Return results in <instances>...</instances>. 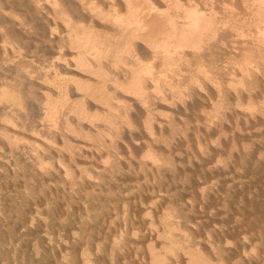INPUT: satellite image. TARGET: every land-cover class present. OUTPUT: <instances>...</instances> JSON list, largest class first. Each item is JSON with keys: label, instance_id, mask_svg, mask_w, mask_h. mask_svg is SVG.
<instances>
[{"label": "rangeland", "instance_id": "1", "mask_svg": "<svg viewBox=\"0 0 264 264\" xmlns=\"http://www.w3.org/2000/svg\"><path fill=\"white\" fill-rule=\"evenodd\" d=\"M0 1H1L0 2V9L1 10L3 9L2 12L0 11V14L2 13L0 17H3V18L5 17L4 19L1 18L2 20L0 19V27H1L0 30L2 29L1 31L4 32V33H2L0 31V34L2 33V35H3L2 37L0 35V37H1L0 42L2 41L0 43V47L2 48L5 45L2 48L4 51L0 49V52H2V51L5 52V54L3 52H2V54L0 53L2 55V56L0 55V63L2 61L5 62V60H6V63L0 64V70L3 67L1 72H0V96H2L4 93H10L11 92L9 99H6V101L2 100L3 98L0 97V99H1L0 100V106L5 105L4 107H2V106L0 107V137H2V138L4 137L3 139L0 138V264H155V263L156 264H161V263L162 264H185V263L188 264L189 262H190L189 264H193V263L194 264H199V263L200 264L201 263L207 264V262H208V264H213V263L214 264H223V263L224 264H226V263L227 264H238L240 262H241L240 264H251V263L252 264H264V226H263L264 225V197H263L264 196V114L261 113V112H264V77H262V76H264L263 73H258L259 75L255 74L257 76L254 75L251 78L248 77L247 79L244 80V81L247 80V82H245V85L247 87H250V88H246V86H244L247 89L246 92L243 89L244 87H242V88L239 87V88L243 89L246 94H244L243 91H241L239 93V95H238V93L233 94L232 92H230V90L224 89V90H226V92L223 91L221 93V95L213 93L214 96L216 95L215 98H213V94H209L213 99L209 95H207V97L203 95V97H201L202 99L199 97L200 100L196 99V101H198V102L195 101L196 102L195 105L197 106V108L194 105V107H192L190 111L189 110L184 111L183 116H181L182 114L177 113L179 116H181L180 119H178L179 116H177L176 113H175L176 114L175 115L174 112L172 114L171 113L167 114L170 116L165 115L164 117L167 119H164V120H166V121L171 120L170 126H171V128H174L175 130H172L171 128H168L166 130L165 129L159 130V128H158V130H157L155 128L153 131V127L150 129V128L145 127V125L143 123H141V122H143V118H140V119L138 118L139 121H138V119H135L132 122L133 124L130 123V127H129V124L127 126H126V124H124V125L119 124V125L124 126V128L119 127L120 129H117V130H120V132L117 131L119 135L117 134V132L114 133L115 138L113 136V132L111 134L110 131H107V130H105V128H103L104 125L102 124V121H100L101 123L99 121H95L96 122L95 124L98 125L96 129H99V130H97L100 134L98 137L99 139L97 138L95 140L94 139L92 140V138L90 139V137H85L82 133H81L82 134L81 135L79 132H77L79 134L73 133V137L71 136L70 132L67 133L69 136L68 135L61 136L59 133H61L63 131V129H61V130H59V129L64 128V124H65V128L67 127L69 129H72V128L74 129L76 127L74 118H73L74 121H72L71 118L73 116H75L74 115L75 114L74 112L76 110L75 107H76V105H78V102H77V100H74V98L69 97L70 96L69 94L65 95L63 92L64 91L63 89H62L63 91L60 89L63 93L60 90L55 89L56 86L54 84L52 85L54 88L52 86L50 87V85L45 84L44 82H42L43 79L41 80V78L47 74H50L49 76L53 79L54 74H55V71H53L54 69L50 66V63H48V62L55 61V59L57 60V57H58V53L55 52L57 49L54 48V45H56V44L59 45V41L61 39L60 40H57V39H58V37H60V35H62L61 33L63 31V29H60L61 27L63 28L62 22L60 21V18L62 19L63 15L59 16L61 13H58L59 12L58 10H60V12H62V10H61V9H63V6L61 7L62 2H61V0H58L57 1L58 3H57V2H55L56 0L55 1L53 0L54 1V3H53V1L51 0V2L53 3V6H51L52 4H51L50 0H47V1L44 0L45 2H47V4L42 2L43 0H39L38 6H40V8L44 6L45 9L41 8L38 12H35L31 8L30 3L28 2L29 0H27V1L26 0H11V3H9L10 0H7L8 3L4 0L3 1L0 0ZM12 1H14V3H12ZM20 1H23V2H21L22 3L21 5H19ZM35 1H38V0H35ZM40 1H41V4H40ZM2 2L5 4H2ZM24 3H25V5H24ZM6 4H8V5H6ZM48 4L49 5L51 4L50 8L48 7L49 6ZM58 4H60V5H58ZM23 5H24V7L29 6V8L28 7L23 8ZM54 5L56 8H59V9L58 10L55 9ZM11 6H14V7H11ZM7 8H8V10H10V13L7 10ZM11 8H13L14 10H12ZM20 8H21V10H20ZM22 8L24 11L22 10ZM46 8H49V9H46ZM53 8H54V10H56L58 12H55L53 10ZM51 9L53 11H51ZM6 10H7V13H6ZM11 10H12V12L13 11L14 12L12 13ZM46 10H50V11H47L49 14L47 12L44 13ZM19 11H20V13H19ZM27 11H29V12H27ZM31 11L35 12L36 15L34 13H32ZM22 12H24L23 15H22ZM30 12L34 15H31ZM40 12H42L41 15H40ZM51 12H52V14L54 13V15L56 13V15L53 16L51 14ZM8 13L10 16L8 15ZM11 13H12V15L13 14H15V15L12 16ZM38 13H39V15H38ZM26 14L27 15L29 14L28 17L26 16ZM44 14L45 15L48 14V15L46 17H44L43 16ZM19 15H21V16H19ZM49 15L52 16V18ZM11 16H12V18H11ZM24 16H25V18L27 17V19H26V20H28L27 24H24L26 21ZM34 16H37V17H34ZM56 16L60 17V18H57ZM8 18H11L12 20L8 19ZM28 18H30V20H32V21H30L31 23H33L32 26L35 24L34 25V27L36 26L35 28L28 26L29 24H31L29 22ZM43 18L45 21L43 20ZM45 18H47V20ZM34 20L37 23L39 22V24H37L36 22L34 23ZM40 20H41V22H40ZM49 20H51V21L49 22ZM52 20L54 22H57V20H58L57 24L55 23V25H54V22ZM6 21L9 23V25L7 24ZM18 21H20V25H18V23H19ZM21 21L23 22V24ZM48 22H49V25L51 23H53V25L52 26L51 25L49 26L48 24L45 25V23H48ZM12 23L14 24V29H12V27H13ZM58 24H59V26H58ZM6 25H7V27H6ZM60 25H61V27H60ZM8 26H10V27H8ZM53 26L55 28L59 27L58 29H56L57 33L58 34L60 33L58 37L56 36L58 34L55 32V30L51 29V27H53ZM54 27H53V29H54ZM34 29H36V30H34ZM28 30H31V31L29 32ZM32 31L35 32L36 35L33 36ZM7 32L9 34H7ZM10 32H12V34ZM42 32H43V34H45V33L46 34L41 37L40 33H42ZM51 33H54V36ZM5 35H8V36L11 35L13 38L5 36ZM39 35H40V37H39ZM45 36H47V37L49 36V37L47 38ZM6 37H8L9 39L11 38L12 41H10L8 38H7V40H5ZM38 37L41 40L43 39V37H44V39L42 41H40V39ZM56 37H57V39H56ZM49 38L51 39V42H50ZM52 38H54V39H52ZM13 39H15V40H13ZM48 39H49V41H48ZM32 40H34V42ZM44 40H46L45 43H44ZM52 40H53V43H52ZM3 41L4 42L6 41L5 44ZM37 42H41V43L39 44ZM47 42H50V44ZM55 42H57V43L55 44ZM33 43H35V44H33ZM43 43L45 45H47V47L45 45H43ZM1 44H3V45L1 46ZM41 45H43L44 47L42 48ZM48 45H49V48H48ZM39 46H41V47H39ZM50 46L53 47L54 51H53V49H51ZM9 47H10V49H9ZM36 47H37V49H36ZM38 47H39V49H38ZM47 48H48V51H47ZM40 49H41V51H42V49H44L45 52H44V50H43L44 53L41 52ZM49 49L51 52L49 51ZM34 50L36 53L33 52ZM16 51H19V53ZM37 51H38V53H37ZM7 52L9 55L6 54ZM39 52L41 54H39ZM53 52L57 53L56 54L57 56L55 55L56 57L54 56L55 53H53ZM45 53H46V55L48 53L50 55L49 57H51V54L53 53L52 57H51L52 59H50L51 61L49 60V57L47 58L48 55L47 56L44 55ZM3 54H4V56H3ZM43 56H45V57L43 58ZM39 57H41V58L39 59ZM3 58H5V59H3ZM7 59H8V61L10 59V61L8 62ZM22 59H23V61H22ZM42 59L44 62H46V60H48L46 62L48 64L42 62ZM13 60H14V62H13ZM3 64H5V65H3ZM8 64H11V65L8 66ZM16 64H17V67H16ZM10 67L11 68L13 67V68L11 69ZM44 67H45V69H44ZM7 68L11 69V72ZM18 69L21 71H18ZM42 70H44V71H42ZM17 71L19 73H16ZM49 71H51V72H49ZM21 72H23L22 76H21ZM47 72H49V73H47ZM29 73H30V75L32 74L31 77H29ZM52 74H53V76H52ZM25 75H27V76H25ZM260 75H262V76H260ZM39 76H41V77H39ZM13 77H14V80H12ZM35 77H36V80H35ZM62 77L64 78L66 76H59V77H57L58 79L56 78L57 80L53 79L52 81L55 80L54 82L57 85L60 84L64 87L65 82H64V80H63L64 83L62 82V79H63ZM225 77L227 78V79L225 78V80L227 81L229 79L228 77H230V76L227 75ZM254 77H256V78L258 77L257 79H259V81H255L257 79ZM16 78L18 80H16ZM21 78H23L22 80L24 82L21 81ZM24 78H26L27 81ZM28 78H30V79H28ZM262 78H263V81H262ZM19 79H20V81H19ZM233 79L239 80V76L234 77ZM249 79L251 80V82ZM260 79H261V81H260ZM15 80L18 82H16ZM13 81L17 84H13L12 83ZM28 81H29V83L31 81V84H29ZM19 82H21L22 84ZM25 82H27V83H25ZM32 82L33 83L36 82V83L33 84ZM24 83H25V85H24ZM26 84H27V86H26ZM17 85L19 88L20 87L21 88L19 89L17 87ZM21 85H23V86H21ZM255 85H257V88ZM9 86H11V88ZM28 86L33 87V89L31 87L27 88ZM38 86L40 89L37 88ZM42 86H43V89H42ZM22 87L25 89H23ZM46 87H48V88L50 87L52 89H49L50 90L49 91L48 88H46ZM9 88L11 90H12V88H14V89L11 91ZM28 89H31V90H28ZM44 89L49 91L48 94H47L46 90H44ZM22 90L24 93L27 91L28 92L30 91V93L27 92V93L23 94V92H21ZM35 90L37 93H35ZM13 91H16V93L18 92V94L19 95L21 94V95L19 96L18 94H15V92L12 93ZM19 92H21V93H19ZM60 92H61V95H60ZM31 93H34V94H31ZM41 93H44V94L40 95ZM254 93H256V94L254 95ZM29 94H30V96H29ZM62 94L64 97H62ZM242 94H243V96H242ZM16 95H18V96H16ZM25 95H27V96L25 97ZM44 95H46V96H44ZM225 95L227 98L225 97ZM249 95H250V97H249ZM253 95H254V97H253ZM35 96L37 99H41V102L39 100L36 101ZM41 96L43 97V99ZM229 96H231L230 97L231 99L228 98ZM232 96H233V98H232ZM251 96L253 98H251ZM13 97H14V100L12 99ZM16 97L18 99H15ZM45 97L46 98L48 97V99H46ZM67 97L69 98V100ZM223 97L226 99H223ZM216 98H217L218 103L223 104L224 109L221 112V114L222 113H224V114H222V115L207 112V111H211L210 110V109H212L211 105H213V104H215V102H217L215 100ZM240 98L245 100V101L241 100ZM247 98L250 100H248ZM24 99L26 102L24 101ZM62 99H63V102H62ZM203 99H205V100L203 101ZM209 99H211V100H209ZM219 99H222V100L220 101ZM7 100L9 101L10 106L7 105V107H6V104H8ZM27 100H28L29 105L27 104ZM29 100H30V102H29ZM65 100H68V101H65ZM223 100H225V101H223ZM34 101H36L37 103ZM74 101L77 103H74ZM202 101L204 103L205 102H208V103L204 104ZM212 101L213 102L215 101V102L212 103ZM228 101H230V102H228ZM234 101H236V102L241 101L238 104L240 107H242V106L243 107L242 108L237 107L238 109H236L235 108L236 102H234ZM249 101H250V103H248ZM4 102H6V104H4ZM14 102H15V105L18 104L17 105L18 107L14 105ZM22 102H23V104H22ZM51 102L54 104L59 103V102H60L59 104H63L65 102H67L68 103L67 105L71 110H68V107L63 104L64 106L67 107V109L64 106H62L63 109L61 108L59 116L57 114L58 117L57 118L54 117L53 119H51L49 117L51 119V121H50V119L49 118L47 119L46 117H48V114H49L48 110L50 108L49 106H51V104H52ZM223 102H226V103H223ZM30 103H32V104H30ZM69 103L71 105L72 104H74V105L71 106ZM227 103H229L230 105ZM12 104H13V106L11 108ZM54 104H52V106ZM39 105H40V107H39ZM44 105L46 107H44ZM200 105L202 107H203V105L205 106L204 109L206 110V112H204V114L200 113V110H198V109H203ZM208 105H210V106H208ZM248 105L252 106L253 108L248 106ZM230 106H231V108H228V109L225 108V107H230ZM232 106H233V109H235V110L232 109ZM260 106L263 108L260 109L261 108ZM209 107H211V108H209ZM247 107H249V108H247ZM14 109H16V110H14ZM43 109L46 111H44ZM239 109H242V111H240ZM39 110H41V111L43 110L42 111L43 114L41 113V111L39 112ZM66 110H67L68 116L65 115ZM256 110H257V113H259V114L255 113ZM188 111L189 112L196 111V112L189 113ZM45 112H47V115L44 114ZM70 112L72 115L69 114ZM235 112H238V113H235ZM240 112H242V113H240ZM251 112H252V115H249V114H251ZM208 113H210V114L208 115ZM239 113H240V115L243 114V116L241 115L242 119L238 115ZM194 114L196 115V117ZM211 114H213V115H211ZM253 114H255V115H253ZM198 115H199V117H198ZM202 115H203V117H202ZM204 115L209 116L212 119L211 121L214 123L213 124V123L208 121L209 125H215L216 123L214 121L216 120V122H217L216 127H218L217 128L218 130L216 129L215 126H210L211 128L205 126V116ZM215 115L216 116L218 115L217 119L219 120V123H218V120L215 119L216 118ZM224 115H225V117H224ZM256 115H258V116H256ZM60 116L61 117L63 116L62 117L63 119L60 118ZM64 116H65V119L67 118L68 120L67 119L65 120ZM173 117H175L174 118V119H176L175 121H177V119H178L177 123L174 122ZM182 117H185V118H182ZM191 117H193V119ZM38 118H41V119H38ZM58 118L60 121L62 119L63 123L58 121ZM189 118H191V119H189ZM197 118H198V120H196ZM201 118H203L204 120H201ZM243 118H244V120H243ZM52 120H54V121H52ZM45 121H47V122H45ZM67 121H68V124H67ZM186 121L188 122V124H186L187 123ZM190 121H192V123ZM195 121L198 124H196ZM52 122H54L55 124ZM58 122H59V124H58ZM134 122L137 124H135ZM162 123H164V121ZM224 123H225V125H224ZM48 124H49V126H48ZM131 124H132V126H131ZM260 124H262V125H260ZM182 125H183V127H182ZM203 125L207 129L202 127ZM222 125L224 127H220V129H219V126H222ZM9 126H11V127H9ZM70 126L71 127L73 126V127L71 128ZM99 126H102V127L98 128ZM195 126H196V128H195ZM2 127H3V129H2ZM49 127H51V129L54 127L52 130L58 131V133L57 132L56 133H54V132L46 133L47 130L45 131V128H49ZM141 127L143 130L141 129ZM208 128L211 129V131L208 130ZM9 129H11V130H9ZM100 129H102V130H100ZM138 129L139 130L141 129L144 132H142L140 130L141 133H139ZM144 129L147 131H145ZM148 129H150V130H148ZM189 130H190V132H189ZM105 131H106V133L107 132L108 133L106 134ZM123 131H125V132H123ZM151 131H152V133H151ZM184 131H186V132H184ZM208 131L210 133H208ZM213 131L216 135L213 133ZM126 132L129 135H127ZM145 132H147L148 135L146 134V136H145ZM162 132H165V133H163L164 135L162 134ZM166 132L168 135L166 134ZM172 132H174V133L172 134ZM177 132H178V134H177ZM155 133H156V135H154ZM158 133L162 134L161 137H159L160 139L159 138L157 139V137L159 136ZM181 133H184V134H181ZM191 133H192V136H191ZM212 133H213V136L212 135L211 136L214 139L211 136H209ZM234 133H235V136L232 135ZM239 133L242 135V137ZM57 134L60 137H58ZM103 134L107 135L108 137L104 136ZM202 134L204 135V137ZM219 134H220V136H219ZM80 135L82 138L80 137ZM120 135L122 137H118ZM124 135L125 136L127 135L126 138ZM138 135H139V137H138ZM141 135H142V137H144V139L141 138ZM173 135H175V136H173ZM178 135H180V136H178ZM185 135H187V137H185ZM6 136H8V137H6ZM67 136H68V139H67ZM77 136L79 137L78 138L79 140L77 139ZM116 136H117V138H116ZM152 136H155L156 138L152 137ZM176 136H178V137H176ZM193 136H195V137H193ZM197 136L199 137V139H197ZM215 136L217 137V139ZM236 136L237 137L240 136L239 139L238 138L235 139L234 137H236ZM145 137H147V138H145ZM165 137H166V139H165L166 141L163 140ZM181 137H183L184 139ZM201 137H202L201 140H204V141L200 140ZM218 137H219V139H218ZM6 138H7V143H6ZM69 138H70V140H69ZM80 138H81V140H80ZM119 138L122 139L121 140L122 143H121ZM129 138H131V139H129ZM133 138H137V140H138L136 143L137 145L135 144L136 139L134 140L135 142L132 141ZM139 138H141V139H139ZM148 138H150L151 140ZM175 138L176 139L178 138L177 141ZM221 138L222 139L224 138V139L222 140ZM85 139H87L88 142ZM116 139H118L119 141ZM194 139L195 140L197 139L196 140L197 142ZM205 139H207V140H205ZM209 139L212 141V143H210V144H209V142H211V141ZM31 140H33V141H31ZM62 140H64V141H62ZM89 140H91V142H93V143H91ZM101 140L105 141L104 145L111 142L110 144H108V145L112 144L111 147L106 145L104 147L105 150H102L103 149L102 146H104V145H103V143H101L102 145L99 144ZM109 140H110V142H109ZM114 140H116V142ZM124 140H126V141H124ZM141 140H143L144 142H142ZM81 141L83 143L85 142L84 145L85 144L86 145L83 146ZM112 141H113V143H112ZM130 141H132V142H130ZM145 141H146V143H145ZM149 141H151V142H149ZM158 141H159V143H157ZM162 141L166 145H164V143ZM13 142L15 145H13ZM67 142H69L70 145H69V143L67 144ZM74 142H75V144H73ZM94 142H95V144H94ZM166 142H169V143H166ZM213 142L215 143V145L213 144ZM17 143H18V145H20L19 147H18V145H16ZM76 143H77V146H76ZM115 143H117V144H115ZM138 143H140L139 144L140 147L138 146ZM141 143H143V145ZM144 143L148 144V145H145ZM7 144H9L10 148L7 146ZM23 144H24V146H23ZM64 144H66L67 147ZM93 144L95 145V147L97 146L96 149H93V147H94ZM118 144H119V146H116ZM156 144H157V146H154ZM178 144H179V146H178ZM204 144L205 145L208 144V145L205 146ZM21 145H22V148H24L22 150H21ZM127 145H129V146H127ZM25 146H29V147H26L27 148L26 149ZM80 146L84 147L85 149L80 147ZM89 146H91V148ZM114 146H115V149H114ZM130 146H131V148L133 146L136 147V148L133 147L136 150H134L132 148L134 150V151H132ZM145 146H148V147H145ZM79 147L82 149H79ZM86 147H87V149H86ZM108 147L113 148V149H110ZM142 147H144L145 149L147 148V151L145 149H143L141 151ZM149 147H151V148H149ZM164 147H167V148H164ZM18 148L23 152L17 150ZM28 148L31 152H33L32 153L33 156L31 154V152L28 151ZM42 148L45 150H43ZM76 148H78L79 150L77 151ZM137 148H138V150H137ZM139 148H140V150H139ZM153 148H154V150H153ZM198 148L199 149L201 148L200 149L201 152L199 151ZM36 149H38V150H36ZM57 149L63 153H61V155H60V152H58ZM68 149H71V150L68 151ZM90 149H93L95 153H93V151ZM151 149L153 150V153H154V154L152 153L153 155H155L156 153L157 154L159 153L158 154L159 156H157V154L155 155L159 158L158 162L155 161V160H157V157H154L150 153V152H152ZM155 149L159 150V151H155ZM166 149H168V150H166ZM46 150H48V152ZM66 150L68 153L66 152ZM81 150L84 153L81 152ZM85 150L88 154L87 156H86ZM87 150H89L91 153H89ZM96 150H98V152ZM111 150H112V152H114L116 154V155L113 154V155H115V158L113 157ZM27 151L30 152L31 155ZM51 151H52V153H51ZM104 151H108L109 153L108 152L106 153ZM34 152L38 153V156L36 155L37 157H35V154H37V153H34ZM49 152L52 155H50ZM56 152H58L59 156L56 154ZM73 152L78 153V155H75ZM80 152L82 154L79 155ZM137 152H139V153H137ZM144 152H145V155H144ZM147 152H149V154ZM165 152H167V154ZM44 153H45V155H44ZM53 153H54V155H53ZM135 153H137V154H135ZM164 153H165L166 158L164 156H162V155H164ZM62 154H64L65 156L62 157ZM83 154L85 156L84 157L82 156V158H81L80 156ZM106 154H108V155H106ZM160 154H162V155H160ZM69 155H70V157L73 156L72 159L69 158ZM96 155H98V156H96ZM197 155H198V157H197ZM88 156L90 157V159ZM100 156H102V157H100ZM116 156H118V157L116 158ZM24 157H26L28 161L26 160V158L23 159ZM28 157H29V159H28ZM60 157H61V159H60ZM111 157H113V158H111ZM138 157H140L139 158L140 160L139 159L135 160V158L137 159ZM143 157L144 158L148 157V160L150 158V162L148 160L144 159ZM31 158H32V160H31V162H29ZM79 158H81V159H79ZM169 158H170V160H169ZM172 158L174 159L175 163L172 160ZM186 158H188V159H186ZM47 159H49V160H47ZM92 159H94V160H92ZM98 159H99V162L98 161L94 162ZM109 159H110V161H109ZM115 159H118V160H115ZM73 160H75V161H73ZM105 160L107 161L106 163L103 162ZM120 160H122V161H120ZM143 160L145 162L147 161L150 164L152 162V165L150 166V164H148L147 162L144 163ZM163 160H165V161H163ZM167 160L169 161L168 163H167ZM33 161L36 162V164L38 163L37 165L40 164V166L41 165L45 166L44 168H48L49 170L53 171L54 174L56 173L57 175L55 174L56 175V176L54 175L55 177L52 175L51 177L46 178V177H42L38 174L39 177L38 176L36 177L37 172L34 171L32 165H31ZM89 161H90V163H89ZM124 161L125 162L127 161L128 163L127 162L125 163ZM130 161H132L131 164H130ZM139 161H141V162H139ZM159 161H161V163ZM195 161H197V162H195ZM39 162H42V164ZM86 162H88V163H86ZM100 162H103V164L105 163L106 165L105 164L103 165ZM121 162H122V166L125 165L124 168L121 166ZM134 162H136V164ZM154 162H156V163H154ZM109 163H111V164L109 165ZM142 163L144 166L142 165ZM162 163H163V165H161ZM169 163L172 165V167L170 166ZM181 163H183V164H181ZM96 164L99 166H97ZM154 164H156L157 167ZM158 164H159V166H158ZM167 164H169V165H167ZM66 166H67V168H66ZM115 166L117 167V169L114 168ZM148 166H149V168H148ZM60 167H62V168H60ZM69 167H70V169H69ZM101 167H102V169H101ZM118 167H119V169H118ZM29 168L31 169V171ZM63 168H64V174H62ZM71 168L72 169L74 168V171L73 170L71 171ZM95 168H96V170H94ZM99 168H100V170L98 171ZM106 168L107 169L109 168V169L107 170ZM156 168L160 169L161 172ZM161 168H168V169H162L161 170ZM170 168L171 169L173 168V169L171 170ZM58 169H61L60 174H58L59 173ZM103 169H105L107 171H105ZM150 169H152V170H150ZM21 170H22V172H21ZM87 170H88V172H87ZM91 170H92V172H91ZM110 170H112V171H110ZM154 170H155V172H153ZM32 171L36 174L34 175ZM68 171H70L71 174L68 173ZM78 171H80V172H78ZM96 171L98 173H101V175L102 174L103 175L101 176L100 174H97ZM94 172H96V173H94ZM81 173H83L84 175H82ZM231 173H233V174H231ZM67 174H69L70 176ZM58 175L59 176L62 175L61 179L59 177H57ZM72 175H74V176H72ZM91 175H93V176H91ZM65 176L68 179H65ZM82 176H86V177H82ZM78 177H79V179H78ZM87 177L90 179L88 180ZM39 178H44L45 180L44 179L40 180ZM50 178H52L53 180ZM70 179L71 180L73 179L74 181L73 180L70 181ZM65 181L69 182V184L65 183ZM73 182H75V183H73ZM66 184H67V186H66ZM70 184L71 185L73 184V185L71 186ZM193 201H195V202H193ZM244 205L246 208L244 207ZM248 214H250V215H248ZM248 219L252 223H250V221ZM261 219H262V221H261ZM247 220L249 221L248 223H246ZM188 222H190V223H188ZM245 224H246V227H245ZM249 225H250V227H249ZM130 237H131V239H130ZM262 252H263V254H262ZM192 254H193V256H192ZM234 254H236L237 257ZM246 254H248L249 258H247L248 256ZM154 256H158V257H154ZM199 256H201V257H199ZM220 256L224 257L222 259L225 262H221L222 259L220 258ZM229 256L232 258V261H234L236 258V260H237V261L235 260L236 263H234L235 261L232 262L231 258ZM242 256H243V258H242ZM253 256L254 257L258 256V257L256 259ZM192 257H193V259H192ZM154 258H156L158 260H156ZM199 258L201 261L199 260ZM205 258H206V260H205ZM209 258H212V259L209 260ZM195 259L198 260L199 262L196 261ZM224 259H227V260H224ZM228 259H230L229 263H228ZM238 259H242V260L239 261ZM191 260L193 263L191 262ZM156 261H158V262H156ZM230 261H231V263H230Z\"/></svg>", "mask_w": 264, "mask_h": 264}, {"label": "bare ground", "instance_id": "2", "mask_svg": "<svg viewBox=\"0 0 264 264\" xmlns=\"http://www.w3.org/2000/svg\"><path fill=\"white\" fill-rule=\"evenodd\" d=\"M3 1V0H2ZM7 2V0H4ZM27 1V0H26ZM47 1V0H46ZM53 1V0H52ZM55 1V0H54ZM53 1V3H54ZM58 0H56L55 2H57ZM1 2V1H0ZM23 1H20L21 5ZM30 3L31 8L35 11L38 12L41 8L45 7H41L38 6L39 0L35 1V0H29L28 1ZM44 3L47 4V2H45L44 0L42 1ZM51 2V0H50ZM62 4L61 7L63 6L62 12H60V10H58L59 8H56L54 5V8L57 9L58 11L53 10L55 12L61 13L59 16H62L63 18L61 19L60 17V21L62 22L63 28L60 25V29H63L62 31V35L59 36V34L57 33L58 28L54 29L53 27H51L52 30H55V32L58 34L56 35L58 37H56L57 40L59 41V45H57L55 42L54 48L57 49L55 52L58 53V57L57 60L55 59V61H51L50 59H52V54L55 53L53 52L51 54V57H49L50 55L47 53L44 54L45 56H47V58L49 57V60L51 62L50 66L54 69L53 71H55L54 77L53 79H56L59 76H66V77H62V82L64 80L65 82V86L63 87L60 84H56L54 81H52L53 79L49 76L50 74H47L45 76H43L41 78V80L43 79L42 82H44L47 85H50V87L54 84L56 87L55 89L58 90H62L64 92V94L66 95H70L69 97L74 98V100H77L78 105H76V110H75V116H73L71 119L72 121L75 120V124L76 127L73 129H69V128H65V124H64V128H60L59 130L63 129V131L61 133H59L61 136H65L68 135L67 133L70 132L71 136L73 137V133H77L79 132L80 134L82 133L85 137H90V139L92 138V140L97 139L99 137V132L96 129L97 128V124H95V121H102V124L104 125L103 128H105V130L110 131L111 134L113 132V136L115 138L114 133H116L117 131L120 132L121 127L124 128V126L119 125V124H126V126L129 124L130 127V123H132L135 119H140L143 118V123L145 125V127L147 128H152L153 127V131L156 128L158 130L161 129H168L171 128V123L170 121H166L164 119V116L167 114H172L174 112V114L179 113L182 114L181 116H183V112L187 111V110H191L192 107H194V105L196 104V99H199V97H203L209 94H220L226 90L224 89H228L230 90V92H232L233 94H236L245 90L246 92V88H250L247 87L245 85L244 81L245 79H247L248 77H252L255 74L258 73H263L264 74V0H61ZM8 3V2H7ZM11 3V0L10 2ZM12 3H14V1H12ZM26 3V2H25ZM24 3V5H25ZM28 3V4H29ZM53 3L51 2V6H53ZM58 3V2H57ZM56 3V4H57ZM2 4H5L2 2ZM27 4V5H28ZM41 4V1H40ZM45 4V5H46ZM58 4V5H60ZM8 5V4H6ZM18 5V4H17ZM28 7L29 6H25ZM49 5V4H48ZM50 5L48 6L50 8ZM2 6V5H1ZM47 6V5H46ZM57 6V5H56ZM14 7V6H11ZM18 7V6H17ZM58 7V6H57ZM60 7V8H61ZM5 8V7H4ZM19 8V7H18ZM22 8V10H23ZM46 8V9H49ZM12 10H14L13 8H11ZM5 10V9H4ZM8 10V8H7ZM6 10V13H7ZM11 10V12H12ZM21 10V8H20ZM51 9V11H53ZM0 11L2 12L3 9ZM10 13V10H8ZM24 11V10H23ZM30 11V10H29ZM27 11V12H29ZM43 11V10H42ZM47 11L50 10H46L44 13H46ZM5 12V11H4ZM3 12V13H4ZM14 12V11H13ZM12 12V13H13ZM32 12V11H31ZM30 12V13H31ZM35 12H32L36 15ZM8 13V15H9ZM11 13V15H12ZM20 13V11H19ZM18 13V14H19ZM24 12H22L23 15ZM26 13V12H25ZM29 13V14H30ZM31 15H34L32 14ZM42 12H40L41 15ZM48 13V12H47ZM2 14V13H1ZM0 14V16H1ZM28 14V15H29ZM49 14V13H48ZM48 14H44L43 16L46 17ZM52 14V12H51ZM7 15V14H6ZM15 15V14H13ZM12 15V16H13ZM28 15L26 14V16L28 17ZM39 15V13H38ZM53 16L54 13L52 14ZM10 16V15H9ZM11 16V18H12ZM17 16V15H16ZM21 16V15H19ZM42 16V17H43ZM50 16V15H49ZM27 17L25 18V20L27 19ZM37 17V16H34ZM52 18V16H50ZM49 17V18H50ZM55 17V18H56ZM3 17H0V19ZM5 18V17H4ZM3 18V19H4ZM7 18V17H6ZM8 18V19H11ZM31 18V17H30ZM29 19V22L32 21ZM39 18V17H38ZM48 18V17H47ZM47 18H45L47 20ZM56 18V19H57ZM7 19V20H8ZM21 19V18H20ZM32 19V18H31ZM37 19V18H36ZM42 19V18H41ZM2 20V19H1ZM12 20V19H11ZM10 20V21H11ZM24 20V19H23ZM22 20V21H23ZM44 20V18H43ZM42 20V21H43ZM54 20V19H53ZM52 20V21H53ZM4 21V20H3ZM16 21V20H15ZM21 21V22H22ZM27 21H25L24 24H27ZM45 21V20H44ZM51 20H49L50 22ZM7 22V21H6ZM13 22V21H12ZM19 22V23H18ZM18 25H20V21H18ZM28 22V23H29ZM36 21L34 20V23ZM41 22V20H40ZM47 22V21H46ZM48 23H45L49 25ZM54 22V21H53ZM58 22V20H57ZM57 22H54L57 24ZM31 23V22H30ZM37 23V22H36ZM44 23V22H43ZM7 24L9 25V23L7 22ZM11 24V23H10ZM16 24V23H15ZM23 24V22H22ZM33 23L29 24L28 26H31L32 28L34 27V25L32 26ZM39 24V22L37 23ZM4 25V24H3ZM13 27L12 29H14V24L12 23ZM17 25V24H16ZM51 26L53 25V23L50 24ZM49 25V26H50ZM2 26V25H1ZM26 26V25H25ZM48 26V27H49ZM59 26V24H58ZM7 27V25H6ZM10 27V26H8ZM19 27V26H18ZM22 27V26H21ZM24 27V26H23ZM36 27V26H35ZM34 27V28H35ZM39 27V26H38ZM45 27V26H44ZM57 27V26H56ZM1 28V27H0ZM20 28V27H19ZM29 28V27H28ZM47 28V27H46ZM50 28V27H49ZM10 29V28H9ZM22 29V28H21ZM30 29V28H29ZM37 29V28H36ZM34 29V30H36ZM50 29V30H51ZM2 30V29H1ZM0 30V31H1ZM11 30V29H10ZM33 30V29H32ZM43 30V29H42ZM51 30V31H52ZM13 31V30H12ZM29 32L31 30H28ZM2 32V31H1ZM6 32V31H5ZM14 32V31H13ZM37 32V31H36ZM45 32V31H44ZM47 32V31H46ZM50 32V31H49ZM60 32V31H59ZM4 33V32H2ZM2 33L0 34L1 37L3 36ZM12 34V32H10ZM33 36L36 35L35 32H33ZM35 33V34H34ZM7 34H9L7 32ZM41 37L44 36L45 34L40 33ZM43 34V35H42ZM54 36V33H51ZM50 34V35H51ZM38 35V34H37ZM49 35V36H50ZM8 36V35H5ZM14 36V35H13ZM17 36V35H16ZM48 36V37H49ZM52 36V35H51ZM52 36V37H53ZM0 37V39H1ZM8 37H12L11 35H9ZM5 38V40H7V38ZM40 37V35H39ZM38 37V38H39ZM47 37V36H45ZM47 37V38H48ZM13 38V37H12ZM24 38V37H23ZM9 39V38H8ZM18 39V38H17ZM16 39V40H17ZM25 39V38H24ZM40 39V38H39ZM38 39V40H39ZM44 39V37H43ZM42 39V40H43ZM46 39V38H45ZM50 39V38H49ZM48 39V41H49ZM54 39V38H52ZM10 41L11 38L9 39ZM15 40V39H13ZM27 40V39H26ZM40 39V41H42ZM47 40V39H46ZM44 40V43L45 41ZM34 42V40H32ZM2 42V41H1ZM0 42V43H1ZM4 42V41H3ZM6 42V41H5ZM4 42V44H5ZM51 42V39H50ZM50 42H47L50 44ZM10 43V42H9ZM37 43H41V42H37ZM43 43V45H45ZM53 43V40H52ZM35 44V43H33ZM3 44H1L2 46ZM14 45V44H13ZM43 45L42 48L44 47ZM52 45V44H51ZM5 46V45H4ZM3 46V47H4ZM34 46V45H33ZM39 46V47H41ZM47 47V45H45ZM2 47V48H3ZM13 47V46H12ZM38 47V49H39ZM51 47V46H50ZM1 47L0 49L3 50ZM49 48V45H48ZM47 48V51H48ZM7 49V48H6ZM5 49V50H6ZM10 49V47H9ZM35 49V48H34ZM37 49V47H36ZM45 49V48H44ZM40 51L43 52V50ZM51 49H53V47H51ZM14 50V49H13ZM46 50V49H45ZM44 50V52H45ZM4 51V50H3ZM2 51V52H3ZM7 51V50H6ZM50 51V49H49ZM54 51V49H53ZM2 52H0L2 54ZM15 52V51H14ZM19 53V51H16ZM35 52V50L33 51ZM43 52V53H44ZM51 52V51H50ZM5 54V52H3ZM36 53V52H35ZM38 53V51H37ZM55 53L54 56L57 54ZM0 54V55H1ZM3 54V56H4ZM8 54V52L6 53ZM39 54H41L39 52ZM9 55V54H8ZM35 55V54H34ZM2 56V55H1ZM7 56V55H6ZM41 56V55H40ZM43 56V58L45 57ZM57 56V55H56ZM55 56V57H56ZM8 57V56H7ZM10 57V56H9ZM17 57V56H16ZM54 57V58H55ZM41 57H39L40 59ZM5 59V58H3ZM18 59V58H17ZM54 60V59H53ZM8 61V59H7ZM10 61V59H9ZM8 61V62H9ZM23 61V59H22ZM27 61V60H26ZM48 60H46L47 62ZM14 62V60H13ZM39 62V61H38ZM42 62L43 59H42ZM44 62V63H46ZM1 63H6L5 62H1ZM0 63V64H1ZM11 63V62H10ZM41 63V62H40ZM46 63V64H48ZM13 64V63H12ZM42 64V63H41ZM5 65V64H3ZM11 64H8V66ZM39 65V64H38ZM45 65V64H44ZM2 66V65H1ZM17 67V64H16ZM27 67V66H26ZM47 67V66H46ZM50 67V68H51ZM3 68V67H2ZM1 68V70H2ZM5 68V67H4ZM11 68V67H10ZM13 68V67H12ZM11 68V69H12ZM15 68V67H14ZM19 68V67H18ZM51 68V69H52ZM9 69V68H7ZM6 69V70H7ZM11 69L10 72H11ZM42 69V68H41ZM45 69V67H44ZM49 69V68H48ZM47 69V70H48ZM0 70V72H1ZM17 70V69H16ZM15 70V71H16ZM5 71V70H4ZM18 71H21L18 69ZM16 73H19V72ZM44 71V70H42ZM3 72V71H2ZM13 72V71H12ZM41 72V71H40ZM39 72V73H40ZM51 72V71H49ZM47 72V73H49ZM21 72V76H22ZM53 73V72H52ZM14 74V73H13ZM26 74V73H25ZM28 74V73H27ZM41 74V73H40ZM6 75V74H5ZM230 76L228 77L229 79L226 81L225 80V76ZM259 75V74H258ZM17 76V75H16ZM20 76V75H19ZM18 76V77H19ZM27 76V75H25ZM32 74L30 75L29 73V77H31ZM53 76V74H52ZM239 76V80H235L233 79L234 77H238ZM257 76V75H255ZM262 76V75H260ZM12 77V76H11ZM17 77V78H18ZM41 77V76H39ZM259 77V76H258ZM257 77V78H258ZM264 77V76H262ZM16 78V80H18ZM27 78V77H26ZM26 78H24L26 80ZM38 78V77H37ZM61 78V77H60ZM59 78V79H60ZM256 78V77H254ZM253 78V79H254ZM256 78V79H257ZM23 78H21V81ZM30 79V78H28ZM39 79V78H38ZM37 79V80H38ZM58 79V78H57ZM56 79V80H57ZM227 79V78H226ZM12 80H14V77L12 78ZM15 80V81H16ZM36 80V77H35ZM40 80V81H41ZM61 80V79H60ZM250 80V79H249ZM8 81V80H7ZM20 81V79H19ZM27 81V80H26ZM33 81V80H32ZM254 81V80H253ZM255 81H259V79L255 80ZM261 81V79H260ZM263 81V78H262ZM18 82V81H16ZM24 82V81H23ZM61 82V83H62ZM63 82V83H64ZM249 82V81H248ZM251 82V80H250ZM13 84H17L14 81L12 82ZM21 83V82H19ZM27 83V82H25ZM24 83V85H25ZM29 83V81H28ZM33 83V82H32ZM36 83V82H34ZM33 83V84H34ZM39 83V82H38ZM43 83V84H44ZM58 83V82H57ZM60 83V82H59ZM62 83V84H63ZM256 83V82H255ZM22 84V83H21ZM31 84V81L30 83ZM40 84V83H39ZM42 84V85H43ZM247 84V83H246ZM257 84V83H256ZM36 85V84H35ZM46 85V86H47ZM60 85V86H59ZM262 85V84H261ZM23 86V85H21ZM27 86V84H26ZM25 86V87H26ZM40 86V85H39ZM39 86L37 88H39ZM246 86V88L244 87ZM249 86V85H248ZM252 86V85H251ZM257 88V85H255ZM11 88V86H9ZM13 87V86H12ZM18 87V85H17ZM31 86H28L27 88H29ZM36 87V86H35ZM41 87V86H40ZM48 88L52 89V88ZM53 87V86H52ZM239 87H244L243 89L239 88ZM9 88V89H10ZM15 88V87H14ZM12 88V90L14 89ZM19 88V87H18ZM17 88V89H18ZM21 88V87H20ZM19 88V89H20ZM23 88V87H22ZM26 88V89H27ZM33 89V87H31ZM54 88V87H53ZM252 88V87H251ZM25 89V88H23ZM40 89V88H39ZM43 89V86H42ZM253 89V88H252ZM5 90V89H4ZM11 90V89H10ZM11 90V91H12ZM31 90V89H28ZM46 90V89H44ZM60 90V91H61ZM254 90V89H253ZM252 90V91H253ZM17 91V90H16ZM16 91H13L12 93L15 92V94H18V92L16 93ZM50 91V90H49ZM47 94H48V92ZM61 91V92H62ZM250 91V90H249ZM10 92V91H9ZM23 92V90L21 91ZM19 92V93H21ZM28 92V91H27ZM25 92V93H27ZM45 92V93H46ZM60 92V95H61ZM62 92V93H63ZM244 92V94H246ZM256 92V91H255ZM11 93V92H10ZM10 93H4L2 96H0L1 98H3L2 100L9 99ZM23 92V94H25ZM30 93V91L28 92ZM35 93L36 90H35ZM231 93V94H232ZM249 93V92H248ZM34 94V93H31ZM44 93H41L40 95H42ZM56 94V93H55ZM213 94V98L216 97V95L214 96ZM226 94V93H225ZM228 94V93H227ZM230 94V93H229ZM256 93H254L255 95ZM19 95V94H18ZM16 95V96H18ZM21 95V94H20ZM19 95V96H20ZM28 95V94H27ZM25 95V97L27 96ZM217 95V96H218ZM253 95V97H254ZM13 96V95H12ZM11 96V97H12ZM30 96V94H29ZM33 96V95H32ZM46 96V95H44ZM210 96V95H209ZM224 96V95H223ZM243 96V94H242ZM241 96V97H242ZM15 97V96H14ZM14 97L12 98L14 100ZM24 97V96H23ZM40 97V96H39ZM42 97V96H41ZM62 97L63 94H62ZM211 97V96H210ZM226 97V95H225ZM231 96H229L228 98H230ZM237 97V96H236ZM239 97V96H238ZM245 97V96H244ZM247 97V96H246ZM250 97V95H249ZM248 97V98H249ZM251 96V98H253ZM28 98V97H27ZM32 98V97H31ZM36 98V96H35ZM46 98V97H45ZM50 98V97H49ZM66 98V97H65ZM64 98V99H65ZM68 98V97H67ZM209 98V97H208ZM212 98V97H211ZM212 98V99H213ZM227 98V97H226ZM223 97V99H226ZM233 98V96H232ZM247 98V99H248ZM11 99V100H12ZM15 99H18L17 97ZM22 99V98H21ZM26 99V98H25ZM24 99V101H25ZM29 99V98H28ZM34 99V98H33ZM32 99V100H33ZM43 99V97H42ZM48 99V97L46 98ZM71 99V98H70ZM202 99V98H201ZM231 99V98H230ZM237 99V98H236ZM235 99V100H236ZM241 99V98H240ZM1 100V99H0ZM31 100V99H30ZM29 100V102H30ZM40 101L41 99H37L36 101ZM69 100V98H68ZM65 100V101H68ZM200 100V99H199ZM205 99H203L204 101ZM208 100V99H207ZM211 100V99H209ZM217 101V98L215 99ZM220 101L222 99H219ZM229 100V99H228ZM238 100V99H237ZM243 100V99H241ZM250 100V99H248ZM253 100V99H252ZM8 101V100H7ZM17 101V100H16ZM15 101V102H16ZM20 101V100H19ZM34 101V102H36ZM44 101V100H43ZM47 101V100H46ZM45 101V102H46ZM49 101V100H48ZM196 101V102H195ZM202 101V102H203ZM225 101V100H223ZM231 101V100H230ZM228 101V102H230ZM245 101V100H243ZM242 101V102H243ZM247 101V100H246ZM11 102V101H10ZM14 102V105H15ZM26 102V101H25ZM63 102V99H62ZM71 102V101H70ZM74 101V103H77ZM211 102V101H210ZM215 102V101H214ZM212 101V103H214ZM236 102V101H234ZM241 102V101H239ZM239 102H236V109H238L239 106ZM252 102V101H251ZM8 104H6V102H4V104L9 105V101L7 102ZM13 103V102H12ZM17 103V102H16ZM33 103V102H32ZM30 103V104H32ZM37 103V102H36ZM47 103V102H46ZM45 103V104H46ZM52 103V102H51ZM60 103V102H59ZM59 103H52L54 104L52 106H49V114L48 117H46L47 119L50 117L51 119H53L54 117H58L59 113L61 111V108L63 109L62 106L66 105L68 107V103L65 102L63 104H59ZM204 103V102H203ZM208 103V102H205ZM204 103V104H205ZM226 103V102H223ZM245 103V102H244ZM250 103V101L248 102ZM2 104V103H1ZM23 104V102H22ZM21 104V105H22ZM27 104H28V100H27ZM39 104V103H38ZM70 104V103H69ZM199 104V103H198ZM229 104V103H227ZM235 104V103H234ZM252 104V103H251ZM250 104V105H251ZM18 105V104H17ZM15 105V106H17ZM26 105V104H25ZM29 105V104H28ZM37 105V104H36ZM43 105V104H42ZM41 105V106H42ZM71 105V104H70ZM74 105V104H72ZM71 105V106H72ZM230 105V104H229ZM248 105V106H250ZM2 107H4L3 105H1ZM0 106V107H1ZM10 106V105H9ZM13 104L11 105L12 108ZM24 106V105H23ZM38 106V105H37ZM64 106L66 109L67 107ZM196 106V105H195ZM201 106V105H200ZM210 106V105H208ZM212 109H210L211 111H207L213 114H219L222 115L224 113L221 114V112L223 111L224 107L222 103H218L215 102V104L211 105ZM227 106V105H226ZM255 106V105H254ZM18 107V106H17ZM20 107V106H19ZM40 107V105H39ZM44 107H46L44 105ZM74 107V106H73ZM199 107V106H198ZM202 107V106H201ZM204 105H203V109H198L200 110V113L206 112V110L204 109ZM238 107V108H237ZM243 107V106H242ZM240 107V108H242ZM252 107V106H250ZM256 107V106H255ZM261 107V106H260ZM259 107V108H260ZM10 108V107H9ZM8 108V109H9ZM24 108V107H23ZM22 108V109H23ZM30 108V107H29ZM197 108V106H196ZM207 108V107H206ZM211 108V107H209ZM225 108H231L230 107H225ZM249 108V107H247ZM253 108V107H252ZM251 108V109H252ZM257 108V107H256ZM263 107H261L260 109H262ZM2 109V108H1ZM17 109V108H16ZM14 109V110H16ZM40 109V108H39ZM47 109V108H46ZM233 109V106H232ZM12 110V109H11ZM13 110V111H14ZM21 110V109H20ZM44 110V109H43ZM42 110V111H43ZM68 110H71L68 107ZM73 110V109H72ZM193 110V109H192ZM197 110V111H198ZM208 110V109H207ZM235 110V109H233ZM240 111H242V109H239ZM22 111V110H21ZM41 110H39L40 112ZM41 111V113H42ZM46 111V110H44ZM92 111V112H91ZM188 111V112H189ZM237 111V110H236ZM252 111V110H251ZM259 111V110H258ZM15 112V111H14ZM38 112V111H37ZM66 112V116H68L67 114V110ZM196 112V111H194ZM194 112H189V113H194ZM260 112V111H259ZM30 113V112H29ZM28 113V114H29ZM62 113V112H61ZM64 113V112H63ZM187 113V112H186ZM198 113V112H197ZM196 113V114H197ZM208 113V115L210 114ZM226 113V112H225ZM229 113V112H228ZM233 113V112H232ZM238 113V112H235ZM242 113V112H240ZM240 113L238 114L240 117L241 115L243 116V114L240 115ZM256 114L257 110L255 111ZM264 114V112H261ZM24 114V113H23ZM34 114V113H33ZM43 114V113H42ZM44 114L47 115V112H45ZM58 114V116H57ZM71 114V112L69 113ZM175 114V115H176ZM206 114V113H205ZM211 114V115H213ZM39 115V114H38ZM62 115V114H61ZM64 115V114H63ZM72 115V114H71ZM186 115V114H185ZM191 115V114H190ZM193 115V114H192ZM195 115V114H194ZM252 115V112L251 114ZM255 115V114H253ZM170 116V115H167ZM174 116V115H173ZM177 116H179L177 114ZM178 119H180V117ZM205 116V115H204ZM216 116V115H215ZM218 116V115H217ZM217 116L215 119H217ZM228 116V115H227ZM258 116V115H256ZM26 117V116H25ZM63 117V116H62ZM60 116V118H62ZM164 117V118H163ZM176 117V116H175ZM173 117V119L175 118ZM196 117V115H195ZM199 117V115H198ZM201 117V116H200ZM203 117V115H202ZM225 117V115H224ZM234 117V116H233ZM255 117V116H254ZM49 118V119H50ZM74 118V120H73ZM177 118V117H176ZM185 118V117H182ZM188 118V117H187ZM193 119V117H191ZM189 118V119H191ZM257 118V117H256ZM33 119V118H32ZM41 119V118H38ZM50 119V121H51ZM63 119V118H62ZM59 120L58 121L62 122ZM65 119V116H64ZM67 119V118H66ZM65 119V120H66ZM138 119V121H139ZM171 119V118H170ZM177 119V121H178ZM195 119V118H194ZM242 119V117H241ZM247 119V118H246ZM254 119V118H253ZM260 119V118H259ZM258 119V120H259ZM45 120V119H44ZM56 120V119H55ZM68 120V119H67ZM142 120V119H141ZM176 119H174V122L177 123V121H175ZM198 120V118L196 119ZM200 120V119H199ZM201 120H204L203 118H201ZM200 120V121H201ZM212 119L209 116H205V126L206 127H210V126H217V122L216 120L214 121L216 124L215 125H209L208 121L213 123L211 121ZM218 120V119H217ZM244 120V118H243ZM32 121V120H31ZM54 121V120H52ZM137 121V120H136ZM135 121V122H136ZM164 121V123H162ZM173 121V120H172ZM194 121V120H193ZM246 121V120H245ZM252 121V120H251ZM255 121V120H254ZM5 122V121H4ZM36 122V121H35ZM47 122V121H45ZM70 122V121H69ZM98 122V123H99ZM134 122V123H135ZM187 122V121H186ZM192 123V121H190ZM260 122V121H259ZM34 123V122H33ZM54 123V122H52ZM57 123V122H56ZM63 123V122H62ZM65 123V122H64ZM73 123V122H72ZM101 123V122H100ZM139 123V122H138ZM180 123V122H179ZM178 123V124H179ZM183 123V122H182ZM196 123V121H195ZM208 123V124H207ZM219 123V120H218ZM221 123V122H220ZM233 123V122H232ZM240 123V122H239ZM255 123V122H254ZM55 124V123H54ZM59 124V122H58ZM68 124V121H67ZM74 124V125H75ZM133 124V123H132ZM131 124V126H132ZM137 124V123H135ZM173 124V123H172ZM188 124V122L186 123ZM198 124V123H196ZM203 124V123H202ZM214 124V123H213ZM223 124V123H222ZM53 125V124H52ZM51 125V126H52ZM62 125V124H61ZM73 125V124H72ZM140 125V124H139ZM177 125V124H176ZM180 125V124H179ZM178 125V126H179ZM201 125V124H200ZM225 125V123H224ZM262 125V124H260ZM259 125V126H260ZM13 126V125H12ZM42 126V125H41ZM49 126V124H48ZM67 126V125H66ZM136 126V125H135ZM141 126V125H140ZM177 126V127H178ZM186 126V125H185ZM188 126V125H187ZM190 126V125H189ZM199 126V125H198ZM240 126V125H239ZM11 127V126H9ZM47 127V126H46ZM63 127V126H62ZM102 126H99L98 128H101ZM120 127V128H119ZM128 127V128H129ZM144 127V128H145ZM173 127V126H172ZM176 127V126H175ZM181 127V126H180ZM183 127V125H182ZM204 127V125L202 126ZM204 127V128H206ZM220 127H224L219 126ZM262 127V126H261ZM39 128V127H38ZM54 128V127H53ZM52 128V129H53ZM137 128V127H136ZM188 128V127H187ZM186 128V129H187ZM196 128V126H195ZM201 128V127H200ZM211 128V127H210ZM213 128V127H212ZM218 127H216L217 129ZM232 128V127H231ZM249 128V127H248ZM3 129V127H2ZM12 129V128H11ZM9 129V130H11ZM14 129V128H13ZM37 129V128H36ZM51 129V127L49 128H45V131L47 130L46 133H58V131H53ZM127 129V128H126ZM142 129V127H141ZM140 129V130H141ZM148 129V130H150ZM172 130H175L174 128H171ZM180 129V128H179ZM182 129V128H181ZM192 129V128H191ZM194 129V128H193ZM198 129V128H197ZM207 129V128H206ZM215 129V128H214ZM213 129V130H214ZM229 129V128H228ZM233 129V128H232ZM241 129V128H240ZM250 129V128H249ZM252 129V128H251ZM15 130V129H14ZM25 130V129H24ZM102 130V129H100ZM125 130V129H124ZM132 130V129H131ZM136 130V129H135ZM139 130V129H138ZM139 130V133H141ZM143 130V129H142ZM141 130V131H142ZM145 130V129H144ZM164 130V131H165ZM170 130V129H169ZM183 130V129H182ZM195 130V129H194ZM208 130L211 131V129L208 128ZM218 130V129H217ZM17 131V130H16ZM44 131V130H43ZM128 131V130H127ZM130 131V130H129ZM147 131V130H145ZM177 131V130H176ZM179 131V130H178ZM181 131V130H180ZM198 131V130H197ZM220 131V130H219ZM226 131V130H225ZM232 131V130H231ZM250 131V130H249ZM122 132V131H121ZM125 132V131H123ZM131 132V131H130ZM136 132V131H135ZM144 132V131H142ZM150 132V131H149ZM161 132V131H160ZM159 132V133H160ZM170 132V131H169ZM186 132V131H184ZM188 132V131H187ZM190 132V130H189ZM192 132V131H191ZM194 132V131H193ZM201 132V131H200ZM206 132V131H205ZM217 132V131H216ZM221 132V131H220ZM235 132V131H234ZM256 132V131H255ZM14 133V132H13ZM45 133V132H44ZM77 133V134H79ZM103 133V132H102ZM101 133V134H102ZM106 133V131H105ZM108 133V132H107ZM106 133V134H107ZM127 133V132H126ZM133 133V132H132ZM152 133V131H151ZM157 133V132H156ZM156 133L154 135H156ZM158 133V134H159ZM165 132H162V134ZM174 132H172L173 134ZM208 133H210L208 131ZM214 133V131H213ZM213 133L210 134L209 136H213ZM223 133V132H222ZM2 134V133H1ZM81 134V135H82ZM110 134V135H111ZM118 134V132H117ZM143 134V133H142ZM147 132H145V136H146ZM157 134V135H158ZM162 134H159V136L157 137V139L159 137H161ZM167 134V132H166ZM171 134V133H170ZM178 134V132H177ZM184 134V133H181ZM195 134V133H194ZM193 134V135H194ZM197 134V133H196ZM205 134V133H204ZM215 134V133H214ZM240 134V133H239ZM14 135V134H13ZM49 135V134H48ZM56 135V134H55ZM58 135V134H57ZM76 135V134H75ZM80 135V137H81ZM104 135V134H103ZM102 135V136H103ZM119 135V134H118ZM123 135V134H122ZM127 135H129L127 133ZM126 135V136H127ZM131 135V134H130ZM148 135V134H147ZM153 135V134H152ZM164 135V134H163ZM168 135V134H167ZM198 135V134H197ZM203 135V134H202ZM216 135V134H215ZM235 136V133L232 134ZM241 135V134H240ZM5 136V135H4ZM17 136V135H16ZM25 136V135H24ZM69 136V135H68ZM67 136V139H68ZM107 136V135H104ZM125 136V135H124ZM125 136V138H126ZM137 136V135H136ZM151 136V135H150ZM170 136V135H169ZM168 136V137H169ZM175 136V135H173ZM180 136V135H178ZM176 136V137H178ZM182 136V135H181ZM192 136V133H191ZM211 136V137H212ZM220 136V134H219ZM251 136V135H250ZM8 137V136H6ZM10 137V136H9ZM19 137V136H18ZM47 137V136H46ZM57 137V136H56ZM58 137H60L58 135ZM108 137V136H107ZM111 137V136H110ZM118 137H122L121 135ZM135 137V136H134ZM139 137V135H138ZM155 137V136H152ZM151 137V138H152ZM163 137V136H162ZM167 137V136H166ZM166 137L163 139L164 141H166ZM184 137V136H183ZM181 137V138H183ZM185 137H187V135H185ZM195 137V136H193ZM204 137V135H203ZM208 137V136H207ZM216 137V136H215ZM240 137V136H239ZM239 137H234L235 139ZM242 137V135H241ZM2 138V137H0ZM4 138V137H3ZM2 138V139H3ZM24 138V137H23ZM66 138V137H65ZM79 137L77 136V139ZM82 138V137H81ZM80 138V140H81ZM106 138V137H105ZM117 138V136H116ZM124 138V137H123ZM141 138L144 139V137ZM139 138V139H141ZM147 138V137H145ZM156 138V137H155ZM180 138V139H181ZM189 138V137H188ZM187 138V139H188ZM213 138V137H212ZM257 138V137H256ZM64 139V138H63ZM89 139V138H88ZM99 139V138H98ZM110 139V138H109ZM112 139V138H111ZM120 139V138H119ZM131 139V138H129ZM136 139V142L134 141ZM150 139V138H148ZM160 139V138H159ZM176 139V138H175ZM178 139V138H177ZM176 139V141H177ZM184 139V138H183ZM197 139H199V137L197 136ZM196 139V140H197ZM202 139V137L200 138V140ZM208 139V138H207ZM205 139V140H207ZM214 139V138H213ZM217 139V137H216ZM219 139V137H218ZM222 139V138H221ZM224 139V138H223ZM222 139V140H223ZM229 139V138H228ZM249 139V138H248ZM258 139V138H257ZM5 140V139H4ZM28 140V139H27ZM30 140V139H29ZM35 140V139H34ZM70 140V138H69ZM68 140V141H69ZM73 140V139H72ZM79 140V139H78ZM87 140V139H85ZM103 140V139H102ZM101 140V141H102ZM118 140V139H116ZM116 140H114L116 142ZM122 139H120L121 141ZM128 140V139H127ZM146 140V139H145ZM151 140V139H150ZM182 140V139H181ZM195 140V139H194ZM195 140V141H196ZM210 140V139H209ZM243 140V139H242ZM33 141V140H31ZM51 141V140H50ZM64 141V140H62ZM67 141V140H66ZM91 142V140H89ZM98 141V140H97ZM99 144L103 143L105 141H102ZM107 141V140H106ZM119 141V140H118ZM126 141V140H124ZM133 142H135V144L137 143V138H133L132 139ZM130 141V142H132ZM142 142H144L143 140H141ZM170 141V140H169ZM173 141V140H172ZM171 141V142H172ZM175 141V140H174ZM180 141V140H179ZM183 141V140H182ZM199 141V140H198ZM204 141V140H201ZM211 141V140H210ZM214 141V140H213ZM217 141V140H216ZM240 141V140H239ZM12 142V141H11ZM29 142V141H28ZM39 142V141H38ZM37 142V143H38ZM70 142V141H69ZM67 142V144L69 143ZM73 142V141H72ZM82 142V141H81ZM88 142V140H87ZM86 142V143H87ZM110 142V140H109ZM129 142V143H130ZM151 142V141H149ZM153 142V141H152ZM163 142V141H162ZM181 142V141H180ZM193 142V141H192ZM197 142V141H196ZM195 142V143H196ZM207 142V141H206ZM6 143H7V138H6ZM32 143V142H31ZM43 143V142H42ZM64 143V142H63ZM85 143V142H84ZM84 143L82 142V145H84ZM93 143V142H91ZM97 143V142H96ZM107 143V142H106ZM111 143V142H110ZM110 143L105 144L102 150H105L104 147ZM113 143V141H112ZM122 143V141H121ZM146 143V141H145ZM144 143V144H145ZM159 143V141L157 142ZM164 143V142H163ZM162 143V144H163ZM169 143V142H166ZM203 143V142H202ZM205 143V142H204ZM212 143L209 142V144ZM26 144V143H25ZM75 144V142L73 143ZM72 144V145H73ZM95 144V142H94ZM93 144V145H94ZM117 144V143H115ZM114 144V145H115ZM120 144V143H119ZM116 145V146H119ZM140 143H138L139 146ZM143 145V143H141ZM151 144V143H150ZM155 144V143H154ZM161 144V143H160ZM174 144V143H173ZM213 144L215 145V143L213 142ZM212 144V145H213ZM217 144V143H216ZM244 144V143H243ZM257 144V143H256ZM12 145V144H11ZM13 145L14 142H13ZM18 145V143L16 144ZM44 145V144H43ZM66 146V144H64ZM70 145V143H69ZM68 145V146H69ZM89 145V144H88ZM91 145V144H90ZM97 145V144H96ZM102 145V144H101ZM100 145V146H101ZM112 145V144H111ZM111 145H108L111 147ZM124 145V144H123ZM131 145V144H130ZM137 145V144H136ZM148 145V144H145ZM152 145V144H151ZM164 145H166L164 143ZM172 145V144H171ZM185 145V144H184ZM195 145V144H194ZM205 145V144H204ZM208 145V144H207ZM205 145V146H207ZM213 145V146H214ZM7 146L9 147V144H7ZM20 145H18L19 147ZM24 146V144H23ZM77 146V143H76ZM99 146V147H100ZM129 146V145H127ZM137 146V147H138ZM154 146H157L154 145ZM162 146V145H161ZM160 146V147H161ZM179 146V144H178ZM196 146V145H195ZM12 147V146H11ZM17 147V146H16ZM29 147V146H25ZM44 147V146H43ZM48 147V146H47ZM53 147V146H52ZM67 147V146H66ZM82 147V146H80ZM79 149H82L80 148ZM91 148V146H89ZM95 147V145H94ZM93 149H96V147ZM98 147V148H99ZM108 147V148H110ZM113 147V146H112ZM134 147V146H133ZM132 147V148H133ZM140 147V146H139ZM148 147V146H145ZM159 147V146H158ZM181 147V146H180ZM211 147V146H210ZM10 148V147H9ZM35 148V147H34ZM38 148V147H37ZM56 148V147H55ZM73 148V147H72ZM101 148V147H100ZM107 148V147H106ZM122 148V147H121ZM131 148V146H130ZM131 148L132 151L136 150L134 148ZM151 148V147H149ZM156 148V147H155ZM167 148V147H164ZM163 148V149H164ZM209 148V147H208ZM212 148V147H211ZM229 148V147H228ZM24 149L22 148L21 145V150ZM27 149V148H26ZM33 149V148H32ZM43 149V148H42ZM65 149V148H64ZM77 151L79 150L78 148H76ZM75 149V150H76ZM85 149V148H84ZM87 149V147H86ZM93 149H90L94 152ZM113 149V148H110ZM115 149V146H114ZM117 149V148H116ZM145 149L144 147H142L141 151ZM161 149V148H160ZM181 149V148H180ZM199 149V148H198ZM201 149V148H200ZM199 149V151L201 152V150ZM16 150V149H15ZM19 151H21L19 148L17 149ZM35 150V149H34ZM38 150V149H36ZM40 150V149H39ZM45 150V149H43ZM53 150V149H52ZM58 150V149H57ZM71 149H68V151ZM100 150V149H99ZM107 150V149H106ZM109 150V149H108ZM138 150V148H137ZM140 150V148H139ZM147 151V148L145 149ZM152 150V149H151ZM154 150V148H153ZM150 152L151 154L153 153ZM162 150V149H161ZM165 150V149H164ZM168 150V149H166ZM239 150V149H238ZM258 150V149H257ZM28 151L29 148H28ZM27 151V152H28ZM33 151V150H32ZM48 152V150H46ZM45 151V152H46ZM50 151V150H49ZM55 151V150H54ZM76 151V152H77ZM89 153H91L89 150H87ZM98 152V150H96ZM110 151V150H109ZM123 151V150H122ZM150 151V150H149ZM155 151H159L156 150ZM154 151V152H155ZM174 151V150H173ZM177 151V150H176ZM198 151V150H197ZM217 151V150H216ZM23 152V151H21ZM26 152V153H27ZM31 152V151H30ZM30 152H28L30 154ZM40 152V151H39ZM58 152H60L58 150ZM58 152H56V154L58 155ZM67 152V150H66ZM65 152V153H66ZM81 152H83L81 150ZM79 153L82 154V153ZM86 152V150H85ZM104 152H108V151H104ZM124 152V151H123ZM128 152V151H127ZM168 152V151H167ZM167 152H165L167 154ZM199 152V153H200ZM27 153V154H28ZM33 152H31L32 154ZM37 153V152H34ZM52 153V151H51ZM50 152L49 154L52 155ZM63 152H60V155ZM68 153V152H67ZM66 153V154H67ZM70 153V152H69ZM74 153V152H73ZM84 153V152H83ZM92 153V154H93ZM102 153V152H101ZM109 153V152H108ZM112 155L115 154L114 152H112ZM110 153V154H111ZM139 153V152H137ZM135 153V154H137ZM149 154V152H147ZM165 153L164 156L165 157ZM241 153V152H240ZM23 154V153H22ZM30 154V155H31ZM41 154V153H40ZM39 154V155H40ZM71 154V153H70ZM75 155H78V153H74ZM97 154V153H96ZM105 154V153H104ZM154 154V153H153ZM152 154V155H153ZM157 154V153H156ZM155 154V155H156ZM159 154V153H158ZM157 154V156H159ZM170 154V153H169ZM173 154V153H172ZM257 154V153H256ZM38 156V153L35 154V157ZM45 155V153H44ZM49 155V156H50ZM54 155V153H53ZM68 155V154H67ZM87 152H86V156H87ZM95 155V154H94ZM93 155V156H94ZM108 155V154H106ZM116 155V154H115ZM115 155H113V157L115 158ZM125 155V154H124ZM139 155V154H138ZM142 155V154H141ZM145 155V152H144ZM153 155L154 157H157ZM2 156V155H1ZM23 156V155H22ZM33 156V154H32ZM59 156V155H58ZM65 156L64 154H62V157ZM82 156L84 157L85 155H81L80 157L82 158ZM98 156V155H96ZM110 156V155H109ZM27 157V156H26ZM26 157H24L23 159H25ZM57 157V156H56ZM68 157V156H67ZM73 157V156H72ZM72 157L69 158L72 159ZM89 157V156H88ZM102 157V156H100ZM111 157V158H113ZM118 156H116L117 158ZM149 157V156H148ZM147 158H144L146 160H148ZM169 157V156H168ZM191 157V156H190ZM198 157V155H197ZM226 157V156H225ZM39 158V157H38ZM77 158V157H76ZM79 158V159H81ZM93 158V157H92ZM140 157H138L137 159L135 158V160H138ZM142 158V157H141ZM166 158V157H165ZM171 158V157H170ZM169 158V160H170ZM200 158V157H199ZM205 158V157H204ZM242 158V157H241ZM240 158V159H241ZM259 158V157H258ZM3 159V158H2ZM29 159V157H28ZM35 159V158H34ZM33 159V160H34ZM40 159V158H39ZM61 159V157H60ZM66 159V158H65ZM84 159V158H83ZM82 159V160H83ZM90 159V157H89ZM102 159V158H101ZM127 159V158H126ZM125 159V160H126ZM158 157H157V161L158 162ZM188 159V158H186ZM27 160V158H26ZM32 158L30 159L29 162H31ZM49 160V159H47ZM53 160V159H52ZM78 160V159H77ZM88 160V159H87ZM94 160V159H92ZM108 160V159H107ZM118 160V159H115ZM123 160V159H122ZM120 160V161H122ZM128 160V159H127ZM140 160V159H139ZM172 160L174 161V159L172 158ZM192 160V159H191ZM238 160V159H237ZM249 160V159H248ZM255 160V159H254ZM22 161V160H21ZM25 161V160H24ZM28 161V160H27ZM37 161V160H36ZM45 161V160H44ZM75 161V160H73ZM79 161V160H78ZM99 162V159L94 161V162ZM110 161V159H109ZM108 161V162H109ZM129 161V160H128ZM133 161V160H132ZM132 161H130V164L132 163ZM144 161V160H143ZM150 162V158L148 160ZM152 161V160H151ZM165 161V160H163ZM172 161V162H173ZM239 161V160H238ZM28 162V163H29ZM34 162V161H33ZM32 162V167L34 169L36 173V177L39 175L42 177H51L52 175L54 176V172L49 170L48 168H44L45 166H40L36 164V162L33 163ZM81 162V161H80ZM85 162V161H84ZM92 162V161H91ZM103 162H107L106 160ZM103 162H100L101 164H103ZM115 162V161H114ZM125 162V161H124ZM123 162V163H124ZM127 162V161H126ZM125 162V163H126ZM138 162V161H137ZM141 162V161H139ZM147 162V161H146ZM144 161V163H146ZM161 163V161H159ZM169 161L167 160V163ZM171 162V161H170ZM197 162V161H195ZM203 162V161H202ZM218 162V161H217ZM42 164V162H39ZM46 163V162H45ZM76 163V162H75ZM88 163V162H86ZM90 163V161H89ZM93 163V162H92ZM99 163V164H100ZM104 163V164H105ZM128 163V162H127ZM136 164V162H134ZM148 163V162H147ZM156 163V162H154ZM159 163V164H160ZM175 163V161H174ZM186 163V162H185ZM219 163V162H218ZM22 164V163H21ZM54 164V163H53ZM94 164V163H93ZM103 164V165H104ZM111 163H109L110 165ZM118 164V163H117ZM141 164V163H140ZM150 164V163H148ZM158 164V166H159ZM170 164V163H169ZM167 164V165H169ZM183 164V163H181ZM189 164V163H188ZM187 164V165H188ZM209 164V163H208ZM87 165V164H86ZM97 165V164H96ZM106 165V164H105ZM113 165V164H112ZM139 165V164H138ZM143 165V163H142ZM152 165V162L150 164V166ZM156 166V164H154ZM163 165V163L161 164ZM234 165V164H233ZM94 166V165H93ZM99 166V165H97ZM96 166V167H97ZM102 166V165H101ZM108 166V165H107ZM106 166V167H107ZM121 166H122V162H121ZM144 166V165H143ZM146 166V165H145ZM166 166V165H165ZM170 166L172 167V165L170 164ZM169 166V167H170ZM205 166V165H204ZM31 167V166H30ZM76 167V166H75ZM79 167V166H78ZM92 167V166H91ZM109 167V166H108ZM111 167V166H110ZM123 168L125 167L122 166ZM140 167V166H139ZM142 167V166H141ZM154 167V166H153ZM157 167V166H156ZM162 167V166H161ZM168 167V166H167ZM183 167V166H182ZM209 167V166H208ZM54 168V167H53ZM62 168V167H60ZM67 168V166H66ZM104 168V167H103ZM114 168L117 169V167L115 166ZM149 168V166H148ZM152 168V167H151ZM176 168V167H175ZM30 169V168H29ZM32 169V170H33ZM70 169V167H69ZM93 169V168H92ZM102 169V167H101ZM107 169V168H106ZM109 169V168H108ZM107 169V170H108ZM111 169V168H110ZM113 169V168H112ZM119 169V167H118ZM142 169V168H141ZM158 169V168H156ZM155 169V170H156ZM162 169H168V168H161ZM171 169V168H170ZM173 169V168H172ZM171 169V170H172ZM196 169V168H195ZM61 169H58L59 173ZM68 170V169H67ZM74 171V168H71V171ZM76 170V169H75ZM96 170V168L94 169ZM100 170V168L98 169V171ZM105 170V169H103ZM105 170V171H107ZM114 170V169H113ZM152 170V169H150ZM155 170L153 172H155ZM160 171V169H158ZM204 170V169H203ZM31 171V169H30ZM57 171V172H58ZM62 174H64V168L62 170ZM66 171V170H65ZM112 171V170H110ZM115 171V170H114ZM134 171V170H133ZM175 171V170H174ZM2 172V171H1ZM22 172V170H21ZM80 172V171H78ZM88 172V170H87ZM90 172V171H89ZM92 172V170H91ZM97 172V171H96ZM94 172V173H96ZM161 172V171H160ZM251 172V171H250ZM7 173V172H6ZM68 173H70V171H68ZM77 173V172H76ZM86 173V172H85ZM93 173V174H94ZM109 173V172H108ZM39 174V175H38ZM71 174V173H70ZM73 174V173H72ZM82 175H84L83 173H81ZM89 174V173H88ZM100 174L101 173H98ZM96 174V175H97ZM116 174V173H115ZM181 174V173H180ZM233 174V173H231ZM57 175V174H56ZM55 175V176H56ZM69 175V174H67ZM76 175V174H75ZM79 175V174H78ZM103 175V174H102ZM101 175V176H102ZM108 175V174H107ZM253 175V174H252ZM54 176V177H55ZM62 176V175H61ZM61 176H57L61 179ZM70 176V175H69ZM74 176V175H72ZM71 176V177H72ZM90 176V175H89ZM88 176V177H89ZM93 176V175H91ZM181 176V175H180ZM194 176V175H193ZM22 177V176H21ZM64 177V176H63ZM82 177H86V176H82ZM87 177V178H88ZM191 177V176H190ZM230 177V176H229ZM97 178V177H96ZM179 178V177H178ZM198 178V177H197ZM238 178V177H237ZM37 179V178H36ZM44 179V178H39ZM52 179V178H50ZM49 179V180H50ZM63 179V178H62ZM65 179H68L65 176ZM79 179V177H78ZM82 179V178H81ZM84 179V178H83ZM90 178H88L89 180ZM133 179V178H132ZM45 180V179H44ZM53 180V179H52ZM57 180V179H56ZM73 180V179H72ZM70 179V181H72ZM109 180V179H108ZM59 181V180H58ZM67 181V180H66ZM68 183L69 182H66ZM74 181V180H73ZM34 182V181H33ZM47 182V181H46ZM56 182V181H55ZM77 182V181H76ZM96 182V181H95ZM225 182V181H224ZM64 183V184H65ZM71 183V182H70ZM75 183V182H73ZM93 183V182H92ZM127 183V182H126ZM157 183V182H156ZM56 184V183H55ZM77 184V183H76ZM124 184V183H123ZM188 184V183H187ZM71 185V184H70ZM73 185V184H72ZM71 185V186H72ZM56 186V185H55ZM60 186V185H59ZM67 186V184H66ZM188 186V185H187ZM230 186V185H229ZM250 186V185H249ZM69 187V186H68ZM186 187V186H185ZM245 187V186H244ZM70 188V187H69ZM51 189V188H50ZM135 189V188H134ZM140 189V188H139ZM197 189V188H196ZM203 189V188H202ZM33 190V189H32ZM41 190V189H40ZM185 190V189H184ZM238 190V189H237ZM248 190V189H247ZM254 190V189H253ZM57 191V190H56ZM167 191V190H166ZM172 191V190H171ZM170 191V192H171ZM234 191V190H233ZM119 192V191H118ZM248 192V191H247ZM106 193V192H105ZM156 193V192H155ZM173 193V192H172ZM171 193V194H172ZM191 193V192H190ZM200 193V192H199ZM262 193V192H261ZM79 194V193H78ZM107 194V193H106ZM109 194V193H108ZM223 194V193H222ZM98 195V194H97ZM129 195V194H128ZM167 195V194H166ZM176 195V194H175ZM247 195V194H246ZM49 196V195H48ZM70 196V195H69ZM173 196V195H172ZM74 197V196H73ZM249 197V196H248ZM264 197V196H263ZM61 198V197H60ZM88 198V197H87ZM168 199V198H167ZM193 199V198H192ZM234 200V199H233ZM146 202V201H145ZM195 202V201H193ZM227 202V201H226ZM68 203V202H67ZM77 203V202H76ZM112 203V202H111ZM182 203V202H181ZM227 204V203H226ZM261 206V205H260ZM200 207V206H199ZM245 207V205H244ZM110 208V207H109ZM246 208V207H245ZM263 208V207H262ZM45 209V208H44ZM103 209V208H102ZM143 209V208H142ZM146 209V208H145ZM144 209V210H145ZM176 209V208H175ZM253 209V208H252ZM70 210V209H69ZM254 210V209H253ZM141 212V211H140ZM139 212V213H140ZM142 213V212H141ZM243 213V212H242ZM172 214V213H171ZM177 214V213H176ZM182 214V213H181ZM194 215V214H193ZM198 215V214H197ZM250 215V214H248ZM261 215V214H260ZM65 216V215H64ZM211 216V215H210ZM46 217V216H45ZM60 217V216H59ZM62 217V216H61ZM245 217V216H244ZM247 217V216H246ZM263 217V216H262ZM260 218V217H259ZM41 219V218H40ZM184 219V218H183ZM182 219V220H183ZM250 219V218H249ZM248 219V220H249ZM78 220V219H77ZM181 220V219H180ZM247 220L246 223H248L249 221ZM75 221V220H74ZM141 221V220H140ZM165 221V220H164ZM262 221V219H261ZM68 222V221H67ZM44 223V222H43ZM145 223V222H144ZM190 223V222H188ZM250 223H252L250 221ZM249 223V224H250ZM254 223V222H253ZM66 224V223H65ZM240 224V223H239ZM28 225V224H27ZM141 225V224H140ZM252 225V224H251ZM255 225V224H254ZM239 226V225H238ZM241 226V225H240ZM264 226V225H263ZM145 227V226H144ZM246 227V224H245ZM250 227V225H249ZM259 227V226H258ZM146 228V227H145ZM217 228V227H216ZM235 229V228H234ZM119 231V230H118ZM155 231V230H154ZM167 231V230H166ZM117 232V231H116ZM249 233V232H248ZM247 233V234H248ZM259 233V232H258ZM111 234V233H110ZM239 234V233H238ZM203 235V234H202ZM207 235V234H206ZM241 235V234H240ZM245 235V234H244ZM262 235V234H261ZM125 236V235H124ZM176 236V235H175ZM231 236V235H230ZM249 236V235H248ZM155 237V236H154ZM252 237V236H251ZM257 237V236H256ZM255 238V237H254ZM253 238V239H254ZM118 239V238H117ZM131 239V237H130ZM256 239V238H255ZM261 239V238H260ZM258 241V240H257ZM165 242V241H164ZM217 242V241H216ZM254 242V241H253ZM256 244V243H255ZM158 245V244H157ZM224 245V244H223ZM258 247V246H257ZM203 248V247H202ZM150 250V249H149ZM248 250V249H247ZM88 251V250H87ZM228 251V250H227ZM198 252V251H197ZM225 252V251H224ZM233 253V252H232ZM261 253V252H260ZM172 254V253H171ZM263 254V252H262ZM261 254V255H262ZM154 255V254H153ZM156 255V254H155ZM161 255V254H160ZM236 255V254H234ZM239 255V254H238ZM248 256V254H246ZM254 255V254H253ZM190 256V255H189ZM193 256V254H192ZM210 256V255H209ZM255 256V255H254ZM253 256V257H254ZM154 257H158V256H154ZM198 257V256H197ZM201 257V256H199ZM228 257V256H227ZM230 257V256H229ZM237 257V255H236ZM258 256L254 257L257 259ZM220 258H224L221 257ZM231 258V257H230ZM240 258V257H239ZM243 258V256H242ZM249 258V256L247 257ZM61 259V258H60ZM156 259V258H154ZM193 259V257H192ZM198 259V258H197ZM204 259V258H203ZM212 258H209V260ZM252 259V258H251ZM158 260V259H156ZM181 260V259H180ZM196 260V259H195ZM200 260V258H199ZM206 260V258H205ZM227 260V259H224ZM228 259V263H229ZM236 260V258H235ZM234 260V261H235ZM239 261L242 259H238ZM254 260V259H253ZM190 261V260H189ZM198 261V260H196ZM201 261V260H200ZM213 261V260H212ZM232 261V258H231ZM230 261V263H231ZM232 261V262H234ZM237 261V260H236ZM236 261L234 263H236ZM238 261V262H239ZM258 261V260H257ZM158 262V261H156ZM192 262V260H191ZM199 262V261H198ZM205 262V261H204ZM221 262H225L222 261ZM227 262V261H226ZM249 262V261H248ZM247 262V263H248ZM251 262V261H250ZM254 262V261H253ZM149 263V262H148ZM155 263V262H154ZM190 263V262H189ZM188 263V264H189ZM193 263V262H192ZM210 263V262H209ZM212 263V262H211ZM241 263V262H240ZM238 263V264H240ZM156 264V263H155ZM162 264V263H161ZM186 264V263H185ZM194 264V263H193ZM200 264V263H199ZM204 264V263H201ZM208 264V262H207ZM214 264V263H213ZM224 264V263H223ZM227 264V263H226ZM252 264V263H251Z\"/></svg>", "mask_w": 264, "mask_h": 264}]
</instances>
